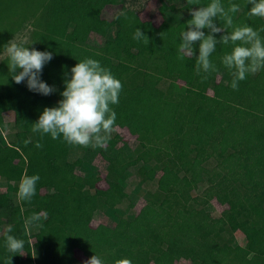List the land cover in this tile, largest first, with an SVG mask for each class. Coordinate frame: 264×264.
<instances>
[{"label":"trees","instance_id":"16d2710c","mask_svg":"<svg viewBox=\"0 0 264 264\" xmlns=\"http://www.w3.org/2000/svg\"><path fill=\"white\" fill-rule=\"evenodd\" d=\"M206 2L161 0L163 21L143 22L144 42L130 31L139 15L127 0H0V16L30 20V48L53 52L41 79L56 89L48 96L30 92L12 81L7 58L0 62V262L11 255L5 231L12 225L25 246L10 264H84L94 254L105 264H264V71L233 90L221 63L230 46L217 45L211 57L217 71L207 79L195 68L198 42L192 58L179 57L189 9ZM229 3L241 8L235 24L264 30V18L247 14V0H224ZM106 8L119 11L108 20ZM10 38L0 30V46ZM84 58L99 60L122 84L116 124L103 146L68 144L32 130ZM114 129L127 131L134 144L112 143ZM96 158L114 184L123 186L133 172L148 215L135 211L130 191L104 194ZM33 174L40 176L36 195L20 201L18 184ZM212 203L220 212L209 209ZM107 213L115 221L109 233L91 226ZM33 214L47 224L28 226Z\"/></svg>","mask_w":264,"mask_h":264},{"label":"clouds","instance_id":"9594fccd","mask_svg":"<svg viewBox=\"0 0 264 264\" xmlns=\"http://www.w3.org/2000/svg\"><path fill=\"white\" fill-rule=\"evenodd\" d=\"M251 5L247 14L264 18V0H247ZM245 5V6H246ZM241 10L237 3L225 7L224 0H207L206 3L190 8L191 19L186 30L179 34L178 55L181 59L192 58L194 45L198 42V55L195 68L202 79L217 71L211 57L217 52V45L230 46L221 63L232 77L229 87L237 90L239 83L249 75L264 71V36L261 31L248 24L234 23V14ZM219 22L227 25L230 31L222 28ZM207 29V33L204 31ZM223 33L219 38L215 34ZM133 38L148 42L147 37L136 28ZM26 38L11 39L0 46V54L7 58L8 73L16 84L24 83L30 92L48 96L56 91L54 86L41 79L42 70L53 59V52L39 51L29 46ZM69 78L63 82L61 99L56 106L46 107L33 123V131L52 140L62 139L65 143L79 146H103L113 130L117 114L114 105L119 103L122 84L107 67L93 58H84L70 70ZM65 75H68L67 73ZM39 148L41 145L36 144ZM39 174L24 175L17 187L16 196L20 201H30L36 195ZM40 220L39 214L26 218L25 223L33 226ZM25 241L13 234L12 225L6 226L5 248L11 257L23 252ZM84 264H105L99 255H92ZM121 264H131L124 260Z\"/></svg>","mask_w":264,"mask_h":264},{"label":"rangeland","instance_id":"374dc122","mask_svg":"<svg viewBox=\"0 0 264 264\" xmlns=\"http://www.w3.org/2000/svg\"><path fill=\"white\" fill-rule=\"evenodd\" d=\"M163 2L166 5L182 4V0H163ZM127 5L128 7H130V9L135 10L139 15V20L133 23L132 26L130 27L131 33H134V30L136 28H139L141 31L143 29L144 21H151L156 26H158L163 21V17L159 12L161 0H127ZM118 11L119 10L116 8H106L105 11L103 12V17L108 20H111L117 14ZM169 15L170 12L165 13V16H169ZM29 28H30V20H24L23 18L18 16H13V17L0 16V30L9 33L11 35L10 40L13 38L14 39L26 38V42H27ZM90 40L91 42H95V43L102 42V39L97 38L96 36H91ZM119 40L123 41V39L121 38H119ZM132 45L134 48H138V45L136 44H132ZM4 58H6V56L0 54V62ZM13 118H14L13 114H8L6 116V121L12 123ZM19 118H21L20 115L17 116V119ZM110 141L114 144H120L121 142H126L129 145L134 144V138H132L127 131L122 129H114V133H112L110 136ZM229 159H231V157ZM92 165L95 166L96 170L100 173V176H98V184L99 187L103 190L105 195H110L112 191L115 189H117L125 196L127 195L126 192L130 191V197L133 200L135 211L141 214L142 216H146L150 213L151 209L143 202L142 199L140 182H138V180L135 178L133 172L129 174V177L127 180H125L124 185L120 186L112 183L104 176L103 163L100 159L98 158L94 159ZM124 186L125 189L127 190H124ZM3 203H6L5 198L3 199ZM209 209L213 211V213L220 212V208L215 203H212ZM40 222L44 225L47 224V220L44 217L40 218ZM114 222H115L114 217L112 215L108 213L100 214L92 220L91 226L98 229L101 232L109 233L114 226ZM184 263H185L184 261L180 262V264H184ZM147 264H150V262L147 261Z\"/></svg>","mask_w":264,"mask_h":264}]
</instances>
